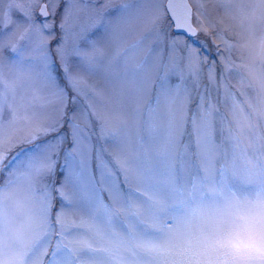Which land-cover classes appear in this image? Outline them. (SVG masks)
<instances>
[{"label":"snow or ice","instance_id":"obj_1","mask_svg":"<svg viewBox=\"0 0 264 264\" xmlns=\"http://www.w3.org/2000/svg\"><path fill=\"white\" fill-rule=\"evenodd\" d=\"M87 2L7 0L8 8L0 10V264H200L199 249L208 239L229 227L237 214L264 202V134L254 135L264 122V70H250L247 84L262 106L246 107L229 94L236 129L253 133L249 148L240 147L231 127L227 137L221 128L217 145L218 103L202 83L200 50L187 43L180 48L165 30L166 17L171 14L185 40L195 39L216 28L202 10L212 4L218 17L233 22L235 35L247 34L245 41L234 42L217 33L224 44L218 53L247 50L264 69V0H167V8L165 0H126L114 16L105 15L111 0L99 8L97 0L91 8ZM62 4L59 39L51 47ZM37 9L44 18L39 22ZM81 12L95 14V20L85 25ZM129 17L146 18L161 46L155 59L134 60L131 54L139 44L109 54L112 35ZM97 27L104 29L102 41L87 36ZM6 48L13 57H5ZM221 60L227 72L226 57ZM117 72L137 91L145 81L153 85L146 111L150 126L155 129L159 120L162 133L151 149L140 141L133 150L121 135L129 124L123 88L100 104L105 92L93 78ZM207 79L217 86L215 64L208 66ZM29 84L36 93L46 92L40 110L22 95ZM224 88L228 93L227 83ZM142 116L132 119L138 125ZM185 135L189 139L180 150ZM225 140L230 148H224ZM101 141L115 145L111 162H104ZM93 159L100 161L99 181ZM58 165L65 173L59 183ZM73 204L95 214L73 213L69 219ZM255 259L249 251L232 257L234 264Z\"/></svg>","mask_w":264,"mask_h":264},{"label":"rangeland","instance_id":"obj_2","mask_svg":"<svg viewBox=\"0 0 264 264\" xmlns=\"http://www.w3.org/2000/svg\"><path fill=\"white\" fill-rule=\"evenodd\" d=\"M126 0H111V3L108 6V11L105 13L107 16H114L115 10L122 7ZM104 4V0H97L96 7L99 8ZM44 7L45 5L42 3L40 5ZM81 7L84 5L81 4ZM92 0H88L87 7L91 8ZM193 7L195 11V5H190ZM65 5H61L60 9L57 11L55 16V21L57 23V27L54 29L56 33V38L51 40V47H55L59 35L60 30L58 27L61 13L63 12ZM8 8L7 0L4 3L0 4V10H6ZM51 11V7H49ZM205 12V18L209 20H214L216 22V28L214 31H210L209 34H205L201 32L199 36L195 39L187 38L184 39V35L173 33L172 32V23L169 20L168 16L166 17L167 23L165 24V30L168 35L175 38L177 44L180 48L185 47V44L194 46L200 50V58L202 63L204 64L205 70V78L203 80V85L207 86L209 90V94L213 102L218 103V111L215 113V139L217 145H220L222 141L221 128L223 127L224 133L223 136L227 137L229 127L232 128L233 133L240 140L241 148H249V137L253 135V133H249L247 130L244 133H240L233 122V116L231 113L232 100L230 97V93H234L235 96L244 102V105L247 107L249 104L257 105L258 107L262 106L261 102L258 98L257 91L254 88L248 87V74L250 70H254L257 73H260L262 70L259 59H255L249 55L247 50H233L231 54L227 52L218 53L217 49H223L224 44L223 41L217 38V33H223L228 40L234 42H243L247 39L246 33H241L239 36L235 35L238 32V29L235 28L233 22L227 17H218L217 13L213 10L212 4H205L202 9ZM16 19H20L19 13H13ZM81 22L85 25L92 23L95 20V14H90L88 12L80 13ZM36 18L37 21H41L44 18L39 15V9L36 10ZM51 19V17H49ZM195 16H193V22L195 23ZM261 33L257 31L256 36L259 37ZM87 36L90 40L93 41H102V38L105 36L104 29L102 27L93 28L87 33ZM139 44V47L136 49L133 55L134 60L140 61L147 57L150 61L155 59L159 53L161 46L156 44L153 39V33L150 26L146 22V18L144 17H129L125 19L119 27L116 29L115 33L111 37V45L109 47V54H115L117 52H123L125 49H129L132 45ZM5 57L11 58L13 57V53H11L7 48L5 49ZM166 55V54H165ZM221 55L225 56L227 59V63L229 65V70L225 71V63L221 60ZM24 57H22L23 59ZM206 58V59H205ZM215 64L216 66V78H217V86H213L209 84L207 79V68L209 65ZM5 72H8V68H5ZM221 74H224V79H221ZM97 87L101 88L105 92V100L101 101L100 104H104L107 102L109 97H112L115 93L119 92L121 88L125 91L124 103L127 106L128 114H129V124L126 127L121 135L126 140L129 141L128 147L135 150L140 141L144 142L145 148L151 149L154 144L153 140L158 139L162 133V129L159 126V120H157L156 127L153 129L150 126L149 117L147 114V105L148 102L153 99L152 92V83L150 81H145L140 90H136L135 86L130 84H125L121 78L119 73L110 75L107 79L104 78L103 75H99L93 78ZM177 78H172V83H176ZM227 83L228 93H226L224 84ZM41 85L38 83L35 84V88H40ZM37 96L35 101L32 100L33 95ZM22 95L25 98L27 103H32L37 110H40V106L45 103V101L41 98L43 95H46V92L36 93L34 91V87L29 84L25 89L22 90ZM19 103V99L17 100ZM191 107H194L191 106ZM51 111V108L48 109ZM142 113V119L140 123L137 125L133 121V117ZM252 123L254 125L257 124L256 115L252 116ZM62 132L67 131V127L61 129ZM264 134V122H260L259 125L254 129V135L259 136ZM188 136L185 135L181 138L179 149L182 150V145L188 142ZM100 147L105 149L104 152V162L108 163L112 161V156L109 155V152L114 149L115 145L112 142L108 144H104L102 141L99 143ZM67 147V145H66ZM231 145L228 141H224V148H230ZM250 151V149H249ZM100 161L93 159L92 167L95 172L96 179L99 181L100 179V168L97 165ZM63 164V153H61L59 165ZM58 165L57 167V183L63 178L64 170ZM106 183V182H105ZM121 183H123L121 179ZM104 184H101V187H104ZM103 196L106 202L108 193L104 191ZM60 207V201H56V208ZM69 219L73 213L77 215L81 214L84 211L92 212L95 214V210L92 208H87L85 206H80L73 204L68 210Z\"/></svg>","mask_w":264,"mask_h":264},{"label":"clouds","instance_id":"obj_3","mask_svg":"<svg viewBox=\"0 0 264 264\" xmlns=\"http://www.w3.org/2000/svg\"><path fill=\"white\" fill-rule=\"evenodd\" d=\"M249 251L264 264V202L236 215L234 222L219 235L208 239L199 249L200 264H234L232 257Z\"/></svg>","mask_w":264,"mask_h":264},{"label":"water","instance_id":"obj_4","mask_svg":"<svg viewBox=\"0 0 264 264\" xmlns=\"http://www.w3.org/2000/svg\"><path fill=\"white\" fill-rule=\"evenodd\" d=\"M174 3H181L182 0H173ZM164 7L167 8V0H165V3H164ZM168 18L170 19L171 23H172V31L173 33H177V34H181V35H184L186 36V33H183L181 31H178L176 30L174 27H173V21H172V17H171V14L168 15Z\"/></svg>","mask_w":264,"mask_h":264}]
</instances>
